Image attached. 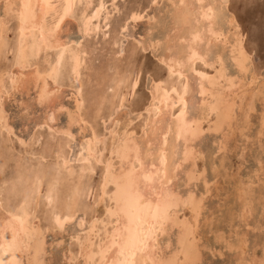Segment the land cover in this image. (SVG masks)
Here are the masks:
<instances>
[{
    "label": "snow or ice",
    "instance_id": "obj_1",
    "mask_svg": "<svg viewBox=\"0 0 264 264\" xmlns=\"http://www.w3.org/2000/svg\"><path fill=\"white\" fill-rule=\"evenodd\" d=\"M234 5L235 9L234 10ZM204 7V5H200ZM260 6L264 10V0H260ZM9 5H4L7 12ZM19 9V20L21 24V45L19 48L13 42L5 39L6 17L0 16V69H5L4 82L7 91V79L14 70H19L25 79L29 78L33 71H41V62H44L43 71L45 73L46 86L43 90L38 89V96L34 99L35 106L43 108V120H38L35 124L39 138L34 135L31 140L21 138L15 141L18 143L20 151L23 153L31 146L38 154L36 158L48 156L45 149L44 133H53L54 136H66L69 142L76 139L67 129L63 132L55 130L56 117L66 115L69 128L73 123L83 125V130L88 136L87 148L81 145L80 154L75 153L69 156L66 151L53 149L55 152V165L48 169L46 173L37 172L35 183L31 191L18 196L16 204L19 207L15 212L9 208L7 211L0 209V264H22L19 254L27 251L31 255L29 264H41L39 249L33 255L32 232L26 227L27 214L31 210L32 201L39 200L46 205L50 214L55 220L56 226L64 231L65 226L70 222L75 226L79 221V236H74L80 245V264H149L146 257L151 251H155L157 242L161 235L166 232L169 225H176V216L183 206L190 209L192 216L185 219L181 224V235L178 242H171L168 251H163L164 246L160 245L162 258L153 259L151 264H264V192L260 202L259 223H253L252 218L256 214L255 202H249L244 197L234 205H229L226 222L229 223L232 231L225 233L218 230L215 233L216 244L222 245L218 252L215 246L200 247L197 240L198 235H203L208 231V225L216 222V217L206 218L204 215L207 203L214 196V188L217 187V180L209 177L207 169L204 171H191L187 165L190 161L201 159L205 153L204 139L210 132H215L218 137H223L226 124H230L239 119L245 126L241 128V133L247 131V125L254 124L255 131L261 145H264V110L250 107L247 112L242 111L239 117L232 109L227 117L220 118V111L216 104H203L197 102L189 110L185 103V96H179L177 102L173 97L171 105V121L168 132L175 137L176 141H184V159L180 164L175 163L170 170L167 165V154L169 148V135L167 133H155L154 129L159 121L160 115L168 116V98L172 93L179 95V86H174L170 92L160 95L162 88H167L168 82L162 76L155 75L152 70L141 71L139 75L135 71L126 73L127 89L121 80L119 92H116V99L112 105V111L108 112L107 102L100 106L97 111V102L91 97H86L83 89L77 94L76 89L80 86L81 77V56L80 52L85 43V38L90 36L92 23L95 16L86 18L81 16L80 10H91L94 4L81 3L77 5L75 0H41L38 4L24 2L15 5ZM104 5H101L103 8ZM161 7L159 0H149L148 7L131 12L130 17L117 25L118 43L114 45V50L120 56H127L126 48L121 50V37H127L128 25L131 22L149 19L148 35L152 39V49L155 53L158 65L169 66L171 77H175L179 67L186 73H192L201 80L200 96L206 97L207 92L203 82L207 81L212 86H223L219 82L223 81L234 86V79L229 80L232 75V68L225 64L222 55L209 51L202 57L193 53L187 61L183 60V54L175 56L171 45L167 41L172 36L171 24L165 22V12L159 14L153 9ZM177 7L185 8L189 5L183 2L180 5L171 3V9ZM190 7L195 8L193 4ZM256 7V0H217L212 6L216 12V18L228 23L236 37L234 47H240V41L244 44L241 55L236 57L234 66L239 69V73L247 72L252 61L256 59L255 54H251L246 47V42L251 38L250 29L244 26V18L238 15V11L243 9L246 13ZM41 9L45 18L52 15V23L45 31L40 28L41 36L39 43H33L31 51L23 46V28L28 22L35 23L37 20L36 9ZM100 11V9H97ZM170 15V13H168ZM107 23V21H106ZM260 40L258 53L264 63V11H262V22L259 25ZM79 32V35L72 33ZM97 32L100 28L96 29ZM111 39V35L106 37ZM231 40V36L229 37ZM144 37L140 38L139 45L142 46ZM168 49L165 51V49ZM11 49V51H9ZM163 58L161 59V54ZM169 55L174 59L169 60ZM215 57V59H213ZM175 59L181 62L175 64ZM199 60L204 65L203 70L197 71L199 67L195 61ZM212 61L209 63L208 61ZM32 65H36L35 70ZM211 69V75L205 73ZM237 73V75H239ZM184 76H181L180 83L183 84ZM72 83L75 105L65 106L60 98L61 81ZM160 80L161 83H156ZM147 81L152 91L151 101L140 98L141 86ZM17 81H13L15 84ZM114 92L115 89H110ZM187 92V86H185ZM130 93V95H129ZM10 94V91H9ZM4 92H0V97ZM69 99H72L70 96ZM118 104V107H117ZM138 106V107H137ZM30 111L24 108L22 115ZM87 112V116L85 115ZM127 113L128 115H125ZM147 113V119L145 118ZM155 114V117H154ZM96 123L93 124L92 120ZM103 119L104 131L101 134L97 129ZM215 127H211V125ZM139 125H143L140 128ZM173 125L175 126L173 128ZM0 126L7 128L6 121L0 114ZM91 128L92 131H88ZM135 129V130H134ZM150 130L153 134L164 136L163 145L157 143L148 144L147 150L144 148L142 139L148 137ZM140 134V139L137 134ZM245 138L246 137H242ZM52 138L49 137V140ZM255 139V137H253ZM109 141H111L109 145ZM104 144V150H99V145ZM200 144L197 150V144ZM156 149L159 152L154 155ZM173 148V152H175ZM227 151L224 139L214 146V155L220 158ZM153 156V166L147 167V159ZM158 158L160 163L156 164ZM62 162V163H61ZM257 168L256 178L261 180L264 187V155L261 156L259 164L254 163ZM215 172V169H213ZM53 172L56 178L52 179ZM183 175V180L181 176ZM79 177L77 182L76 177ZM61 177L67 180L71 177V183L61 184ZM193 184L200 186V191L194 192L191 188ZM246 188L253 187L249 184ZM23 200V203H21ZM92 222L88 220L92 216ZM221 215L224 216L223 211ZM195 220V224L193 223ZM260 233L261 254L240 261L229 260L224 252H241L247 257L249 253V239L255 233ZM11 233L12 239L8 240L7 235ZM29 237L25 241L24 236ZM91 245V247H89ZM177 251L184 250L186 258L183 262L175 259L172 248ZM202 252L208 253V258L202 256ZM218 259H214L217 258ZM52 264H60L53 261ZM72 264H77L73 261Z\"/></svg>",
    "mask_w": 264,
    "mask_h": 264
},
{
    "label": "rangeland",
    "instance_id": "obj_2",
    "mask_svg": "<svg viewBox=\"0 0 264 264\" xmlns=\"http://www.w3.org/2000/svg\"><path fill=\"white\" fill-rule=\"evenodd\" d=\"M86 1L87 0H81L78 2V4L77 3L76 4L80 5V3H85ZM90 1L92 2L90 4H94L95 7L99 4L100 1H102L104 8L101 12L99 19H98V24H100V31L99 32L95 31L94 33L91 31L90 36L85 38V41L87 43L86 42L84 43V46H83L81 53H80V56L82 59V61H81L82 69H81L79 92L81 91V89H83L86 97H91V98L96 100L97 111L100 110V106L104 105L105 102H107L106 111H108V112L112 111V108H111L112 102H113V100L115 101V99H116V92H119V85L121 83V80H124L125 91L126 92L128 91L126 73L131 72V71H135L137 73V75H139V73L142 70L145 71V73H147V71H149V70H152V72L155 75H157V76L160 75V76L164 77L165 79H167V82L169 85L167 88H165L167 91H171L172 87H174V86H179V90H180V87L183 86V84H180L181 77L177 78V76H175L174 79H173V77L169 78L170 74H169L168 70H166L167 68L165 69L164 65H158L156 63V57H155V53H154L153 49L152 48L144 49L143 45H142V47L138 46L141 37H144L143 43L148 42L149 40H152L151 37L148 35V31H149V27H150L148 18H146L143 21L131 22L128 25V32L126 34L127 37H121L120 38L122 43H123V44L121 43V50L126 48L128 51L127 56L122 57L117 52H115V50H114V45H116L118 42L116 39L117 25L120 22L127 19L128 17H130L129 14H131L132 11L139 10L142 8H147L149 0H100V1L90 0ZM159 2H160L161 7L159 9H153L152 11L155 12L156 14H159V12L164 11L165 12L164 20H165V22L170 23V18H169L170 15L168 16V13H170L172 10L171 9V3H172L171 0H159ZM88 3H89V1H88ZM1 4H2V0H0V14H2ZM95 7H93V8H95ZM93 8L91 10H93ZM108 9H111V10H108ZM113 9L116 11H114ZM91 10L89 11L86 9H81L82 12L80 11V14L82 16L84 14V11L90 14ZM112 10L114 12L111 13ZM234 10H236L235 5H234ZM262 11H264V10H262V8L260 6V0H256V7L249 10L247 13L243 9H240L238 11V15H240L241 17L244 18V26L246 28L250 29V32H251V38L246 42V47L250 50L251 54L257 53V55H256V59L254 61H252L250 69L247 72H245L246 77L243 75L241 77L242 82L239 81V83L237 85V95L234 98L235 99L234 100L235 105H233V109L236 111L237 117H239V115L241 114L242 111L247 112L248 108H250V107L264 110V63H262L261 55L258 54L260 52V48H259L260 28H259V25L262 22ZM107 14H108V19H107L108 24L106 27L104 25L102 16H105ZM51 17H52V15H48L47 21L52 22ZM13 18H14L13 15H9L6 17V23L7 24L5 23V39L10 41V42L12 41L13 43H15L17 30H16V19L15 18L13 19ZM48 18H50V19H48ZM101 20L103 23H101ZM93 23L94 24L97 23L96 20ZM225 23L226 22L221 21V26L223 28V31L227 32V30H228V31L232 32L230 25L228 23H226V24ZM102 28L104 30H101ZM227 33L225 34L228 37L226 40H228L230 35H232V34L229 35V33L227 35ZM72 34L73 35H79V32L77 30V32L72 33ZM110 35H111V39L110 40L106 39V37H109ZM11 38H12V40H10ZM112 39H114V40H112ZM135 39L137 40V42ZM222 40H223V38H222ZM222 40L220 39L221 42L219 41L220 43L219 42L217 43L216 48L214 47V50L215 51L222 50L223 54H225L224 56H226V55L228 56V52H229L228 48H230V45L226 40H223L225 42H223ZM114 42H116V43H114ZM243 44H244V41H243ZM89 50H90V52H89ZM92 50L94 52H96L95 53L96 55L94 54V52ZM9 51H11V49H9ZM91 52H92V54H91ZM87 53H89V54H87ZM111 53H116V54L111 55ZM93 54H94V56H93ZM95 56H97V59ZM88 57H90V58H88ZM113 59H114V61H113ZM195 63L199 65V67L197 68V71L203 70L204 65L202 63H200L199 61L195 62ZM226 64L232 68V76L237 75V69L234 66V64L231 62L230 59H226ZM35 66L36 65H33L32 67H35ZM42 67L44 68V62H41V71L43 70ZM85 68H87V69L85 70ZM1 70L5 71V69H1ZM208 70L210 71L211 69H208ZM82 73H84V74L82 75ZM158 81H160V80H158ZM243 81L245 84L243 83ZM248 81L249 82L251 81L250 82L251 84ZM71 85H72L71 82H69V85H68V81H64V80H62L61 84H60V98L62 99L65 106L72 105V104H73V106L75 105V97L73 96V91H72ZM21 89L22 88H18L19 91ZM110 89H115V91L110 92L109 91ZM7 90L8 91H5L7 95L3 96L4 98H2V105H4L3 109L7 112L8 123L10 124L12 130L10 132H8V131H5L6 129L0 127V198H1L0 209H3L5 211H7L9 208H11V210H16V208L19 207V205H17L15 202V200L17 199V195L20 196V194L23 195L24 193L31 191L32 185L35 183V176H33V175H36L37 172H40V171L42 172L44 165H45L44 171L41 174L46 173L48 171V169L53 168L52 164L54 166L55 162H56L55 156H54L55 153H54L53 149L55 148V146L57 144H58L57 146L59 147V143L61 144V142L64 141L63 139L67 138L65 136H64L65 138L63 136H54L53 133H51V132L44 133L46 148L41 149L40 151L41 152L47 151L48 156L44 157L46 160L44 158H42L44 160H42L41 158H36L38 154L35 152V149H32L31 146H29L30 148L26 149L23 152L24 154L23 153L21 154L19 144L18 143L14 144V142L18 141L21 138H26L27 140H31L32 136H34V135H36L37 138H39V136H38L39 134L37 133V130L35 128V124L38 120H43L42 117H43V113L45 110L43 108H40V107L34 105L33 101L35 99L34 94H36V89H33L31 86H29L28 90H26V91L24 89L23 92L20 91V93H18L19 91L13 92L15 89L12 88L11 83H9V80L7 79ZM247 90H249V91H247ZM9 91H10V94L8 93ZM76 92H77V94H79L78 91H76ZM240 92H242V93H240ZM17 93L19 95H21L22 98L18 97ZM150 94H151V90H150L149 85L146 81L141 86V90H140V94H139L141 101H143V100L151 101L150 100V98H151ZM129 95H130V93H129ZM254 95H255V97H254ZM10 96H11V98H10ZM70 96L73 99L69 100ZM239 96H241V97H239ZM29 98H30V100H32V99L33 100L29 101ZM108 98L111 100H109ZM196 98L198 99V96L193 97L192 104L189 106L190 110L192 109L191 106L194 103H196L195 102V101H197ZM243 100H244V102H243ZM19 101H20V103H19ZM24 103H26L29 106L28 109H30V111L26 115L25 114L22 115V113L24 112V109L22 110ZM117 107H118V104H117ZM85 115L87 116V112H85ZM125 115H128V114L125 113ZM146 116H147V114L145 113V118H146ZM57 117H56V126L55 127L56 128L62 127L61 129L66 128L67 127L66 124L68 122L67 116L61 114V115H58ZM58 123L61 126L58 125ZM92 123L95 124L96 121L93 119ZM232 123H231V125L227 124L225 126V131H224V135H223L224 137H218L215 132L209 133L208 136L203 141L206 154L201 159H199V161L195 160L193 162L194 164H193L192 168L194 171H196L197 169L200 171H204L205 169H207L209 177H214L217 180V185H218L217 187L214 188V196L212 199H210L208 201L207 207H206L205 212H204V215L206 218L215 216L216 222L214 224L210 223L208 225V231L205 234L197 236V240L200 242V247L202 250L208 246H215L216 250L218 252L220 251V249L222 248V245L216 244L215 233L218 230H223V231H225V233L227 235V233L232 231L229 223L226 222V215H227L228 207L230 204L234 205L237 202H239L241 200V198H244L245 196H247L246 198L249 199V202H253V201L255 202L256 214L252 218V222L258 224L259 219H260V202H261V198H262V192H264V187H262L261 180L256 178L255 172L257 171V168L254 167L253 165H254V163L256 165H258L261 156L264 155V145H261V143H260V140L258 137L259 133L257 132V134H256L254 124L247 125V131L244 133H241V128H243L245 126L240 122V120L236 119ZM76 124H73L72 125L73 127L71 126V128H69V129H71L70 132H72L71 133L72 136H73V134H75L74 137H76V139L69 142V140L67 138L69 143L66 142L67 143L66 144L64 142L63 146H61L60 148H58V147H56V148L61 149L62 147H64L63 149L65 151L67 150L66 153L69 156H71L73 153H75L76 156L78 157L80 154V149H81L80 145H82L81 143L84 142L83 144H84L85 149H86V141L88 139V136H86L85 131L83 130V125H80L79 123H76ZM139 127L142 128L143 125L142 126L139 125ZM77 128H79V129L81 128L82 130H79ZM1 130H3V131H1ZM90 130H92V129L88 128L89 132H90ZM97 130L101 134H103V131H104L103 119H101ZM32 133H34V134H32ZM15 134L17 136H15ZM226 135L228 137H226ZM137 136L139 137L140 134L138 133ZM49 137H51L52 139L49 140ZM60 137H61V139L63 138L61 142L59 139ZM242 137H246V139L242 138ZM253 137H255V139H253ZM223 138H224L225 144H227L226 145L227 151L225 153H223L220 158H217L213 154L214 153V146L217 143H219V141ZM58 139H59V141H58ZM80 140L82 142H80ZM110 142L111 141H109V145H110ZM78 143H80V145ZM101 146H104V144L99 145V150H104L103 147H101ZM197 146H198L197 150H199L200 144L198 143ZM78 150H79V152H78ZM25 152L27 154H30V153L31 154L27 155ZM33 156H35V157H33ZM24 157H28V158H24ZM34 160H36V161H34ZM37 161H39V162H37ZM32 162H34V163H32ZM35 162H37V163H35ZM33 165L36 168H34ZM194 165H196L197 167ZM26 166H28V167H26ZM37 166H39L38 169L40 168V166H42V168L39 169L40 171L37 169ZM187 167L189 168V165H187ZM36 169H37V171H36ZM213 169H215V172L213 171ZM53 173L54 174L52 175L51 178L55 179L56 173L55 172H53ZM60 179H61V181L63 180L62 181L63 183H61L62 186H64L69 180H70V182H68V183H71V180H72L71 177H68L67 180H65V178L63 179V177H61ZM19 180H20V182H19ZM27 180H28V182H27ZM76 180H77V177H76ZM181 180H183V175L181 176ZM77 181L79 182V179ZM22 183H23V185H22ZM26 183H28V184H26ZM31 183H33V184H31ZM29 184H31V185H29ZM249 184L253 185V187L246 188L245 186L249 185ZM20 185H22L24 188L21 187ZM19 186H20V188L18 189ZM30 186H31V188H29ZM15 187H16V189L14 190ZM191 188H193L192 190L194 192L198 193L200 191V186H198L196 184H193L191 186ZM239 190H242V191L238 192ZM23 191H24V193H23ZM11 197H12V199H11ZM21 203H22V201H21ZM13 206L15 209H13ZM180 210L181 211H179V215H178L179 219H181V220L184 218L187 219L188 216L189 217H190V215L192 216L190 209H185L182 207V208H180ZM188 210H190V211H188ZM222 211L224 213V216L221 215ZM48 212H49V210L46 208V205L43 204V202H41L39 200H33L32 201V207H31V210L29 211V213H30L29 222L31 225L33 224L32 226L34 228H38L39 227L38 223H40V227H39L40 230H42V228H43V230L41 231V234L44 233L42 235V238H44V236L46 234V237L43 239V246H42L44 249V252H42L40 254V257L42 259H40V257H39V259L41 260L40 261L41 264H52L53 261H59L60 264H72L73 261H76V262L78 261L77 264H80V253H79L80 248H79V246H77L78 244H77V242H75L76 240L74 239V236H79V234H80L79 231H77V229L79 228V221L75 222V226L70 222L69 224H67L65 226L64 231H61L60 229H58V227L55 228L56 224L53 221L54 219H52L53 218L52 215H50V212L48 214ZM183 213H184V216H183ZM30 216H31V218H30ZM50 217H52V218H50ZM94 217L95 216L93 215L91 217V219L88 220V223L92 222V219ZM36 218H37V220H36ZM49 220H50V222H49ZM47 222H49V223H47ZM193 223L195 224V220H193ZM42 224H44V225H42ZM49 224H51L53 226L52 227L50 225L52 228L51 230L49 229V227H50V226H48ZM53 228H55V229H53ZM46 229H49V230H47V233H46ZM75 233H76V235H74ZM167 236H170V237H167ZM167 236L166 235L160 236V238H159L160 245L164 246L165 245L164 241L167 238H169L168 239L169 244L171 242H176V228H173L168 233ZM172 238H174V239H172ZM45 239H46V241H45ZM163 243H164V245H163ZM175 248L176 247H173L172 250H174ZM165 250L168 251V248L165 247L164 251ZM247 252L249 253V255L247 257H245L243 255V249L241 250V252H224L223 255L226 258H228L229 260H236V261H240V260L246 259V258L250 259L252 257V255L258 256L259 254H261L260 233L257 232L250 237L249 247L247 249ZM68 254L70 255L71 258L69 257ZM73 254H74V256H73ZM202 256L204 258H208V253L202 252ZM27 257L28 256H26V254L22 255L21 260H22L23 264L29 263V262H27ZM214 259H218V257L214 258ZM24 260H25V262H24Z\"/></svg>",
    "mask_w": 264,
    "mask_h": 264
},
{
    "label": "bare ground",
    "instance_id": "obj_3",
    "mask_svg": "<svg viewBox=\"0 0 264 264\" xmlns=\"http://www.w3.org/2000/svg\"><path fill=\"white\" fill-rule=\"evenodd\" d=\"M81 1V0H75V3L78 4V2ZM92 3L90 0H87L86 2L88 3ZM100 1V0H98ZM24 2H31L32 4H38L41 2V0H2V4H1V11H2V14H0L1 16H9V15H13V17L16 19V30H17V33H16V38H15V46L17 48L20 47L21 45V24H20V20H19V9L17 7H13L15 5H18V4H22ZM85 2V3H86ZM114 2V1H113ZM172 3H175L176 5H180L182 2L186 5H189V7H185V8H180V7H177L176 9H172L171 12H170V24H171V31H172V36L171 38L167 41V43L169 45H171V48L173 49V52L175 53V56L176 57H179L181 54H183V60L184 61H187L188 58L193 54L195 53L196 56L198 57H202L203 54H206L208 53L209 51L213 52V53H218L220 55H222V58L226 64V59H230L231 62L234 64V61L236 59V57H239L241 55V50L243 48V39H241L240 41V47L239 48H236L235 49V56L233 55L234 53V47L233 45L235 44V41H236V37L235 35L233 34V31L230 32L227 30V32L232 35L231 36V40H226L228 37L225 35L227 32H224L223 31V28L221 26V21L222 20H218L216 18V12H215V9L212 8L213 5H215L217 3V0H171ZM81 4V3H80ZM103 4L102 1L99 2V4L93 8V10H91L90 14L87 15L86 18H91L92 15L95 16V20L97 23H92V32L94 33L96 31L97 28H100V24H98V19L101 15V12L103 10V8H101V5ZM170 4V3H169ZM195 4L196 7L193 8V7H190L191 5ZM4 5H9L8 9H7V12L4 11V8L3 6ZM200 5H204V7H201ZM115 8V7H114ZM97 9H100V11H97ZM108 10H111V9H108ZM114 10V9H113ZM111 11L114 12V11ZM81 11V10H80ZM83 11V10H82ZM81 11V12H82ZM107 12V11H106ZM36 13H37V20L35 23L33 22H28L24 25V28H23V46L25 49L31 51V48H32V45L33 43H39L40 42V36H41V32H40V28L41 27H44L45 28V31H47V27L51 25L52 22H49L47 21V17L45 18L44 14L41 12V9L37 8L36 9ZM84 14H85V11H84ZM82 15V16H85V15ZM130 15V14H129ZM126 16V15H125ZM169 16V15H168ZM103 17V22H104V25L107 27V24H108V14L105 15V16H102ZM127 17V16H126ZM125 17V18H126ZM13 18V19H14ZM50 19V18H48ZM110 20V19H109ZM51 21H52V17H51ZM107 21V23H106ZM102 20H101V23H103ZM169 23V22H168ZM7 24V23H6ZM223 24V23H222ZM226 24V23H225ZM224 24V25H225ZM8 26V25H7ZM14 26V25H13ZM104 26V27H105ZM229 26V25H228ZM7 28V27H6ZM106 29V28H105ZM114 29V28H113ZM7 30V29H6ZM101 30H104L103 28ZM148 30V29H147ZM225 30V29H224ZM117 31V30H116ZM149 32V31H148ZM106 33V32H105ZM227 33V35H228ZM114 34V33H113ZM4 37H5V30H4V33H3ZM96 35V34H95ZM13 36V35H12ZM117 36V35H116ZM10 38V37H9ZM13 38V37H12ZM12 38L10 40H12ZM226 40L229 45H230V48L229 49V52H228V56H224L225 54H223L222 50L220 51H215L214 50V47L216 48V45L217 43L220 41V39L222 40ZM8 39V38H7ZM150 39V38H149ZM14 40V39H13ZM114 40V39H112ZM136 40V39H135ZM147 40V39H146ZM222 40V41H223ZM99 41V40H98ZM12 42V41H11ZM86 42V41H85ZM106 42V41H105ZM113 42V41H112ZM137 42V40H136ZM221 42V41H220ZM219 42V43H220ZM225 42V41H223ZM226 42V43H227ZM87 43V42H86ZM116 43V42H114ZM118 43V42H117ZM123 44V43H122ZM225 44V43H224ZM113 45V44H112ZM220 45V44H219ZM84 46V45H83ZM99 46V45H98ZM142 47V46H141ZM225 47V46H224ZM143 48L144 49H147V48H152V40H149L148 42H144L143 43ZM221 48V47H220ZM89 49V48H88ZM133 49V48H132ZM168 49L166 48L165 51H167ZM93 51V50H92ZM97 51V50H96ZM100 51V50H99ZM114 51V50H113ZM90 52V50H89ZM94 52V51H93ZM81 53V52H80ZM96 52H94L95 54ZM89 54V53H87ZM92 54V52H91ZM93 54V56H94ZM114 55L116 53H111V55ZM96 55V54H95ZM86 56V55H85ZM92 56V55H91ZM96 59H97V56H95ZM90 58V57H88ZM119 58V57H118ZM163 58V53L161 54V59ZM155 59V58H154ZM169 60H173L174 59V56L173 55H169L168 57ZM213 59H215V57H213ZM86 60V59H85ZM91 60V59H90ZM82 61V59H81ZM114 61V59H113ZM199 60L195 61V62H198ZM43 62V61H42ZM180 60L179 59H175V64L176 65H179L180 64ZM209 63H211L212 61H208ZM88 64V63H87ZM200 64V63H199ZM85 65V64H84ZM227 65V64H226ZM33 66V65H32ZM43 66V65H42ZM165 66V69L168 70L169 72V66L167 65H164ZM36 66L33 67V69L35 70ZM43 68V67H42ZM84 68V67H83ZM87 68H85L86 70ZM237 69V73H239V69L236 67ZM1 70V69H0ZM111 70V69H110ZM176 71L178 72V74L176 75L177 78H180L181 76H184V82H183V86L180 87V90H179V95H177L176 93H172V95L168 98V107H167V112L169 113L168 116H164V115H160L159 117V121L157 122L156 126H155V129H154V132L155 133H167L169 135V148H168V154H167V165H168V168L170 170H172L174 168V164H173V158L175 157V163L176 164H180L181 161H183L184 159V141L181 139L180 141H176L175 140V137L171 135V133L168 132V129H169V123L168 121H171V113L173 111L171 105L173 103V97H175L176 101L178 102L179 101V96H185V103H187L188 107L192 104V101H193V97L194 96H198V99L196 98L197 101H195L196 103L199 102L201 105L207 103V104H216L219 108V111H220V118H225L227 117L228 113L233 109V105L234 104V98L236 97L237 95V85L239 83V81H241V77L245 75V72L244 73H239V75H231L228 77L229 80H232L233 77H235L234 79V86L231 85V84H228L226 82H219V84H222L223 86H212V85H209L207 81H204L203 84H204V87H205V91L207 92V96L206 97H201L200 96V88H201V80L200 78L196 77L194 74L192 73H186L185 71H182L179 67H177ZM4 73L5 71L1 70L0 71V92H4V95H7L6 94V90H5V82H4ZM84 73H82L83 75ZM114 74V73H113ZM170 74V72H169ZM206 75H211V70L207 71L205 73ZM255 75V74H254ZM113 76V75H112ZM160 76V75H159ZM257 76V75H256ZM45 73L44 71H40L39 73H36L35 71H33V74L27 78V79H24L23 77V74L19 71V70H14L10 73L9 77H8V80H9V83H11L12 85V88L15 89L13 92H16V91H19L18 88H22L20 91L23 92V90L25 89L28 90L29 86H31L33 89H36V94L35 95V98H37L38 96V89L39 90H43L46 86V80H45ZM171 77V75L169 76V78ZM244 77V78H245ZM175 78V77H174ZM173 78V79H174ZM113 79V78H112ZM125 79V78H124ZM172 79V78H171ZM251 79V78H250ZM249 79V80H250ZM17 81L15 84L13 83V81ZM82 81V80H81ZM124 81V80H123ZM242 82V81H241ZM249 82V81H248ZM251 82V81H250ZM249 82V83H250ZM67 83V82H66ZM120 83V82H119ZM156 83H161V81H158ZM244 83V81H243ZM181 84V83H180ZM245 84V83H244ZM251 84V83H250ZM66 85V84H65ZM68 85H69V82H68ZM249 85V84H248ZM72 86V85H71ZM185 86H187V92H185ZM63 87V86H62ZM148 87V86H147ZM79 88L78 87L76 89V91L79 92ZM112 88V87H111ZM248 88V87H247ZM251 88V87H250ZM261 88V87H260ZM10 90V89H9ZM12 90V89H11ZM8 91V90H7ZM20 91L18 93H20ZM63 91V90H62ZM249 91V90H247ZM35 92V91H34ZM164 92H170L171 91H167L165 88H162L161 91H160V95L163 96L164 95ZM9 93V92H8ZM17 93V94H18ZM242 93V92H240ZM13 94V93H12ZM29 94V93H28ZM71 95V94H70ZM151 98L150 100L152 99V91H151ZM243 95V94H242ZM0 97V114L3 115L5 121H6V124H7V128H4L3 126H0L1 128H4L6 129L5 131H8L10 132L12 129H11V126L10 124L8 123V119H7V112L3 109V106L2 105V98L4 97ZM9 96V95H8ZM72 96V95H71ZM111 96V95H110ZM244 96V95H243ZM18 97H21V95L18 94ZM24 97V96H23ZM64 97V96H63ZM241 97V96H239ZM238 97V98H239ZM255 97V95H254ZM11 98V96H10ZM22 98V97H21ZM26 98V97H25ZM114 98V97H113ZM16 99V98H15ZM27 99V98H26ZM73 99V98H72ZM106 99V98H105ZM109 99V98H108ZM18 100V99H17ZM28 100V99H27ZM33 100V99H32ZM30 100L29 98V101H32ZM70 100V99H69ZM111 100V99H109ZM108 100V101H109ZM254 100V99H253ZM252 100V101H253ZM74 101V100H73ZM72 102V101H71ZM114 102V100H113ZM113 102H112V105H113ZM244 102V100H243ZM251 102V101H250ZM20 103V101H19ZM31 103V102H30ZM29 103V104H30ZM196 103H194L193 105H195ZM236 103V102H235ZM247 103V102H246ZM33 104V103H32ZM245 104V103H244ZM65 105V104H64ZM73 105V104H72ZM193 105L191 107H193ZM22 107V106H21ZM20 108V107H19ZM29 108V106L24 103L23 104V108ZM112 108V107H111ZM110 109V108H109ZM249 109V108H248ZM189 110H190V107H189ZM147 114V113H146ZM26 115V114H25ZM154 117H155V114H154ZM43 118V117H42ZM58 118V117H57ZM147 118V116H146ZM59 119V118H58ZM68 120V119H67ZM66 120V121H67ZM34 124V123H33ZM68 124V125H67ZM66 124V128H56L55 127V130L58 131V132H63L65 131L66 129L68 131H70L71 129H69V122H67ZM73 124H76V123H73ZM72 124V125H73ZM233 124V123H232ZM58 125H60L58 123ZM71 125V126H72ZM77 125V124H76ZM227 125V124H226ZM56 126V125H55ZM61 126V125H60ZM142 126V125H141ZM229 126V125H228ZM58 127V126H57ZM65 127V126H64ZM73 127V126H72ZM81 127V126H80ZM175 126L173 125V128ZM211 127H215V125H211ZM71 128V127H70ZM141 128V127H140ZM143 128V127H142ZM232 128V127H231ZM79 129V128H77ZM79 130H82L81 128ZM230 130V129H229ZM3 131V130H1ZM78 131V130H77ZM92 131V130H90ZM102 132V131H101ZM72 133V132H71ZM80 133V132H79ZM211 133V132H210ZM13 134V133H12ZM23 134V133H22ZM34 134V133H32ZM36 134V133H35ZM226 134V133H225ZM11 135V134H10ZM14 135V134H13ZM75 134H73L74 136ZM82 135V134H81ZM228 135V134H227ZM226 135V137H228ZM15 136H17L15 134ZM39 136V135H38ZM45 136V135H44ZM87 136V135H86ZM33 137V136H32ZM64 137V136H63ZM66 137V136H65ZM64 137V138H65ZM224 137V136H223ZM83 138V137H82ZM138 139H140L141 137L137 136ZM29 139V138H28ZM60 139V142L62 141L61 137L59 138ZM58 139V141H59ZM81 139V138H80ZM224 139V138H223ZM228 139V138H227ZM64 141L61 142V144L59 143V147L57 146L58 142L55 144V148L58 147L60 148L61 146L64 145V142L66 143H69L67 138L63 139ZM66 140V141H65ZM88 140V139H87ZM4 142V141H3ZM80 142H82L80 140ZM220 142V141H219ZM63 143V144H62ZM66 143V144H67ZM84 143V142H83ZM81 143V144H83ZM111 143V142H110ZM142 143L144 144V148L145 150H147V146L148 144H153L154 146L159 143V145H163L164 143V136L163 134H160V135H156V134H153V132L150 130V133H149V136L148 137H144L142 139ZM80 145V143H78ZM103 144V143H101ZM227 145V144H226ZM81 146V145H80ZM66 147V146H65ZM103 147L104 149V146H101ZM198 147V146H197ZM30 148V147H29ZM54 148V149H55ZM56 148V149H58ZM64 148V147H62ZM86 148H87V144H86ZM173 148H175V152H173ZM16 149V148H15ZM33 149V148H32ZM102 149V148H101ZM160 149H156V152L154 153V155H156L158 152H159ZM67 151V150H66ZM101 152L103 150H100ZM27 152V151H26ZM25 152V153H26ZM33 152V151H32ZM50 152V151H49ZM79 152V150H78ZM55 153V152H54ZM22 154V152H21ZM24 154V153H23ZM27 154V153H26ZM25 154V155H26ZM31 154V153H30ZM30 154H27V155H30ZM55 156V155H54ZM22 157V156H21ZM32 157V156H31ZM35 157V156H33ZM24 158H28V157H24ZM3 159V158H2ZM30 159V158H29ZM36 159V158H35ZM45 159V158H44ZM42 159V160H44ZM153 159L154 157L153 156H150L148 159H147V167L151 168L153 166ZM204 159V158H203ZM46 160V159H45ZM29 161V160H28ZM36 161V160H34ZM56 161V160H55ZM193 161H190L188 163L189 165V170L191 171H194L193 170ZM199 161V160H198ZM24 162V161H23ZM39 162V161H37ZM35 162V163H37ZM42 162V161H41ZM40 162V163H41ZM44 162V161H43ZM54 162V161H53ZM197 162V161H196ZM21 163V162H20ZM28 163V162H27ZM34 163V162H32ZM155 163L156 164H159L160 161L158 158L155 159ZM23 164V163H22ZM29 164V163H28ZM24 165V164H23ZM35 165V164H34ZM33 165V167H34ZM40 165V164H39ZM44 165V164H43ZM42 165V166H43ZM17 166V165H16ZM42 166H40L39 169L42 168ZM45 166V165H44ZM44 166H43V169H42V172L44 171ZM196 166V165H194ZM28 167V166H26ZM39 166H37V169H38ZM52 167L53 164H52ZM197 167V166H196ZM203 167V166H202ZM36 168V167H34ZM28 169V168H27ZM36 169V171H37ZM38 169V170H39ZM196 170V169H195ZM29 171V170H28ZM40 171V170H39ZM200 171V170H199ZM32 172V171H31ZM30 172V173H31ZM41 172V171H40ZM41 172V173H42ZM8 173V172H7ZM3 174V173H2ZM54 174V173H53ZM28 175V174H27ZM10 176V175H9ZM33 176H36V175H33ZM56 176V174H55ZM22 177V176H21ZM14 178V177H13ZM64 179V177H63ZM78 176H77V180H78ZM34 180V179H33ZM18 181V180H17ZM24 181V180H23ZM63 181V180H62ZM61 181V183H63ZM20 182V180H19ZM28 182V180H27ZM70 182V180L68 181ZM67 182V183H68ZM78 182V181H77ZM16 184V183H15ZM21 184V183H20ZM28 184V183H26ZM33 184V183H31ZM29 184V185H31ZM18 185V184H17ZM16 185V186H17ZM23 185V183H22ZM22 185H20L21 187H23ZM25 185V184H24ZM20 186L18 187V189L20 188ZM24 188V187H23ZM31 188V186L29 187ZM16 189V187L14 188V190ZM193 189V188H192ZM18 191V190H17ZM25 191V190H24ZM23 191V193H24ZM242 190H239L238 192H240ZM29 192V191H28ZM243 193V192H242ZM15 195V194H14ZM22 194H20L21 196ZM16 196V195H15ZM18 197V195H17ZM243 197V196H242ZM247 197V196H245ZM12 199V197H11ZM16 199V198H15ZM1 200V198H0ZM249 200V199H248ZM11 201V200H10ZM22 203H23V200H21ZM16 202V200H15ZM1 203V202H0ZM251 203V202H250ZM8 205V204H7ZM183 206H181L180 208H182ZM47 208V207H46ZM184 208V207H183ZM13 209L14 206H13ZM13 212H15V210H12ZM179 211H181L179 209ZM190 211V210H188ZM187 211V212H188ZM33 213V212H32ZM190 213V212H189ZM192 213V212H191ZM49 214V212H48ZM182 214V213H181ZM188 214V213H187ZM29 215L30 213L28 212L27 214V223H26V227L31 230V229H35L34 232H32V236H31V240H32V247H33V255H35V250L36 249H39V253L41 254L42 252H44V249H43V239L46 237V234L44 236V238H42V235L44 234H41V231L43 230H40V223L39 224V227L38 228H34L30 222H29ZM51 215V214H50ZM183 216H184V213H183ZM191 216V215H190ZM189 217V216H188ZM31 218V216H30ZM52 218V217H50ZM49 218V219H50ZM95 218V217H94ZM93 218V219H94ZM183 218V217H182ZM54 219V218H52ZM31 220V219H30ZM37 220V218H36ZM185 220L184 219H179L178 216H176V225L173 226V225H169L168 228L166 229V232L163 234V236H167L168 233L173 229V228H176V242L179 241L180 239V235H181V224L182 222ZM48 221V220H47ZM54 223H55V220H53ZM39 222V221H38ZM50 222V220H49ZM47 222V223H49ZM52 223V222H51ZM78 223V222H77ZM91 223V222H90ZM89 223V224H90ZM53 224V223H52ZM44 225V224H42ZM51 224H49L48 226H50ZM54 225V224H53ZM52 226V225H51ZM51 226L49 227V229L51 230ZM78 226V225H77ZM43 227V226H42ZM53 227V226H52ZM57 226H55L56 228ZM53 228V229H55ZM49 229H46V233H47V230ZM59 229V228H58ZM45 230V229H44ZM78 231V230H77ZM78 233V232H77ZM22 236H24L23 233H21ZM76 235V233L74 234ZM78 235V234H77ZM171 235V234H170ZM167 237H170V236H167ZM73 238V237H72ZM7 239L8 240H11L12 239V236H11V233H9L7 235ZM24 239L25 241H27L29 239V237L27 236H24ZM169 238H167L164 242H165V245H164V248L167 247L168 248V245H169ZM174 239V238H172ZM46 241V239H45ZM171 241V240H170ZM76 242V241H75ZM2 243V242H0ZM67 244V243H66ZM78 244V243H77ZM77 246H79L80 248V245L78 244ZM160 240L157 242V247H156V250L155 251H151L150 254L146 257L147 261L149 262V264H151V261L153 259H156V260H159L162 258V253H161V250H160ZM89 247H91V245H89ZM164 248H163V251H164ZM75 249V248H74ZM53 251V250H52ZM76 251V250H75ZM79 251H81V249H79ZM166 252V250H165ZM74 253V252H73ZM80 253V252H79ZM172 253L175 257V259L183 262L186 258L188 259H191L193 257H186L185 254H184V250H180V251H177V248H175L174 250H172ZM26 254L27 257V262H29V260L31 259V255L29 252L27 251H22L20 254H19V259L21 260L22 258V255ZM40 254H39V257H40ZM69 255V254H68ZM55 256V255H54ZM74 256V254H73ZM38 257V259H39ZM70 257V255H69ZM26 258V257H25ZM71 258V257H70ZM40 259H42L40 257ZM39 259V260H40ZM41 261V260H40ZM25 262V260H24ZM44 262V261H43ZM78 262V261H77ZM23 264V262H22ZM29 264V263H28Z\"/></svg>",
    "mask_w": 264,
    "mask_h": 264
}]
</instances>
